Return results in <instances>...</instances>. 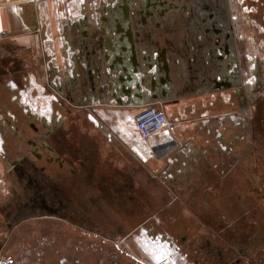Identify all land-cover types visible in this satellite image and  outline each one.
<instances>
[{
	"label": "crops",
	"instance_id": "crops-1",
	"mask_svg": "<svg viewBox=\"0 0 264 264\" xmlns=\"http://www.w3.org/2000/svg\"><path fill=\"white\" fill-rule=\"evenodd\" d=\"M196 1L139 7L140 25L120 0H0V219L45 190L33 173L88 171L116 182L117 207L212 216L217 186L226 203L240 191L228 181L254 144L264 63L241 9ZM150 106L171 125L146 138L134 118Z\"/></svg>",
	"mask_w": 264,
	"mask_h": 264
},
{
	"label": "flooded vegetation",
	"instance_id": "flooded-vegetation-1",
	"mask_svg": "<svg viewBox=\"0 0 264 264\" xmlns=\"http://www.w3.org/2000/svg\"><path fill=\"white\" fill-rule=\"evenodd\" d=\"M129 1L120 0V9L134 8V21L140 25L144 17L139 7L150 14V7L159 11L186 4L185 0H131L127 4ZM161 14L154 12L153 21L158 22ZM53 173H33L30 180L35 185L42 180L45 190H23L24 201L9 203L8 216L0 219V264H150L122 247L126 239L154 240L156 247H149L152 252L159 254L165 246L190 264H248L245 258L251 263L255 249L264 245V237L259 234L247 238L243 234H224L220 228L200 233H192V228L183 225L167 228L162 214L168 208L117 207L112 197L119 194L118 186L111 179L96 178L88 171ZM82 196L87 199H79ZM103 232L106 237L101 236ZM117 237L120 241L115 243Z\"/></svg>",
	"mask_w": 264,
	"mask_h": 264
},
{
	"label": "rangeland",
	"instance_id": "rangeland-1",
	"mask_svg": "<svg viewBox=\"0 0 264 264\" xmlns=\"http://www.w3.org/2000/svg\"><path fill=\"white\" fill-rule=\"evenodd\" d=\"M209 1V0H208ZM198 1L192 0V7L201 8L200 5L203 3H197ZM210 4H213L214 7H234L241 9L244 12V16L239 15L241 19L243 34L245 40L243 41L244 45L248 44V50L254 51L253 58L257 56L262 63H264V0H212L209 1ZM107 3V1H106ZM130 1L127 3L129 4ZM138 3V2H137ZM248 25L252 27H247ZM252 30H255V38L252 36ZM260 35V49H257L256 36ZM248 36H251L250 39H247ZM249 38V37H248ZM254 41V44L253 42ZM249 46H253V49H250ZM246 48V47H245ZM252 59V57L250 58ZM247 65L249 60L247 59ZM247 79V75H246ZM253 81V79L251 80ZM249 82L246 81V85ZM250 120H252L253 127V139L254 144L251 150L246 154V158L243 161V170L239 169L236 171L233 176L229 178L230 188L238 187L240 191L235 194L230 192L229 200L227 203L225 201H218V198H221V191L217 188L211 194L213 210L215 211V216L210 214H203L206 207L193 208L192 213L185 208L176 207L168 209V212L162 214V218L166 222L164 224L167 228H173L176 226H187L192 228V233L200 232H209L215 231L220 228V231L224 234H243L248 238L249 235L259 234L264 237V90L260 91L257 99L254 100V107L249 112ZM234 195V196H233ZM233 196V198H232ZM154 210V209H152ZM212 209H208L211 211ZM223 216V217H222ZM138 218L140 216H137ZM223 219H222V218ZM137 218V219H138ZM121 219V218H120ZM134 219V217H132ZM124 220V219H123ZM178 220L176 222H173ZM169 221V223L167 222ZM36 222V221H34ZM30 222V223H34ZM175 223V224H174ZM62 227L66 226L64 224ZM178 228V227H177ZM216 228V229H215ZM107 233H101L102 237H106ZM120 238L115 239V243H118ZM122 247L128 248L134 251L136 257L144 262L150 264H190L186 261L185 258H182L180 254L175 253L173 249H170L165 246L167 250V258H161V254H155L150 250V245L154 248L156 244L154 240H131L126 239L123 241ZM136 242V244H135ZM145 242V243H143ZM264 243V239L261 241ZM139 243L141 246H139ZM146 244V245H145ZM137 245V246H136ZM139 247L141 250H139ZM146 249V250H145ZM255 249V256L250 261L245 258V262L248 264H264V245ZM161 258V259H160Z\"/></svg>",
	"mask_w": 264,
	"mask_h": 264
},
{
	"label": "built area",
	"instance_id": "built-area-1",
	"mask_svg": "<svg viewBox=\"0 0 264 264\" xmlns=\"http://www.w3.org/2000/svg\"><path fill=\"white\" fill-rule=\"evenodd\" d=\"M134 120L138 133L146 138L171 125L167 114L162 109L153 106L144 108L136 114ZM159 254H161V258H167V250L165 248H161Z\"/></svg>",
	"mask_w": 264,
	"mask_h": 264
}]
</instances>
